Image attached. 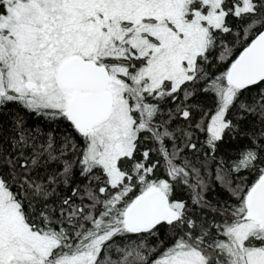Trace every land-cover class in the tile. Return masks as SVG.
I'll list each match as a JSON object with an SVG mask.
<instances>
[{
    "label": "snow or ice",
    "instance_id": "1",
    "mask_svg": "<svg viewBox=\"0 0 264 264\" xmlns=\"http://www.w3.org/2000/svg\"><path fill=\"white\" fill-rule=\"evenodd\" d=\"M0 264H264V0H0Z\"/></svg>",
    "mask_w": 264,
    "mask_h": 264
}]
</instances>
